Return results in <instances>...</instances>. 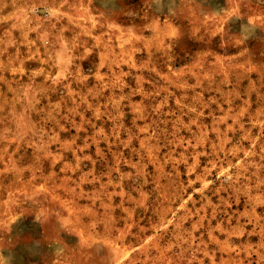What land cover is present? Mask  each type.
<instances>
[{"label":"rangeland","instance_id":"obj_1","mask_svg":"<svg viewBox=\"0 0 264 264\" xmlns=\"http://www.w3.org/2000/svg\"><path fill=\"white\" fill-rule=\"evenodd\" d=\"M0 264H264V0H0Z\"/></svg>","mask_w":264,"mask_h":264}]
</instances>
